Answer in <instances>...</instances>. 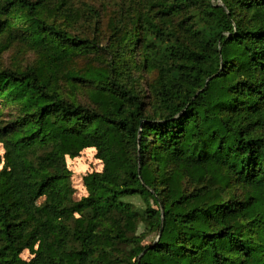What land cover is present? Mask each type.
Wrapping results in <instances>:
<instances>
[{
	"label": "trees",
	"instance_id": "1",
	"mask_svg": "<svg viewBox=\"0 0 264 264\" xmlns=\"http://www.w3.org/2000/svg\"><path fill=\"white\" fill-rule=\"evenodd\" d=\"M0 140V264H264V0H0Z\"/></svg>",
	"mask_w": 264,
	"mask_h": 264
},
{
	"label": "rangeland",
	"instance_id": "2",
	"mask_svg": "<svg viewBox=\"0 0 264 264\" xmlns=\"http://www.w3.org/2000/svg\"><path fill=\"white\" fill-rule=\"evenodd\" d=\"M4 154L5 148L0 140V158L2 164H4ZM65 164L68 170L71 172L70 186L71 195L74 200H79L83 196L87 195V190L85 188L83 177L87 173L93 171H101L103 164L96 156V150L94 148H87L79 156L67 157L65 159ZM22 256L26 259L31 258L33 253L26 250Z\"/></svg>",
	"mask_w": 264,
	"mask_h": 264
}]
</instances>
